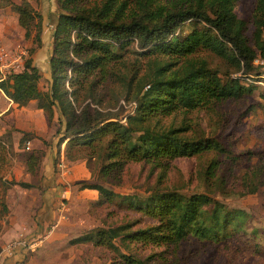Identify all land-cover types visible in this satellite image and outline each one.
<instances>
[{
	"label": "trees",
	"instance_id": "1",
	"mask_svg": "<svg viewBox=\"0 0 264 264\" xmlns=\"http://www.w3.org/2000/svg\"><path fill=\"white\" fill-rule=\"evenodd\" d=\"M32 1L40 0H20L19 3L0 0V4L16 12L25 38H31L40 47L43 17ZM84 1L55 0L59 11L51 30L46 91L38 87L40 71L31 56L24 61L22 70L5 79L0 77V91L18 106L36 100L37 107L46 112L48 119L53 117L54 109L57 110L61 124L57 131L61 132L56 143L58 155L64 142L66 151L73 146L94 148L103 143L106 163L100 171L105 177H117L129 164L139 163L165 172L173 160L209 151L236 161L238 156L246 155L249 160L250 151L236 152L232 140L187 137L183 135L185 127L155 129L146 122L150 117L178 110L191 111L212 102L241 99L253 91L252 85L238 77L223 81L206 59L195 54L200 50L209 51L243 75H251L249 71L256 69L254 60L264 57V0H255L249 22L235 13V0H192L170 9L160 5L149 9L147 0H139V11L128 14H124L125 1L115 6L117 0H104L98 7L90 8L81 5ZM188 21L199 26L187 34L175 35L181 24ZM249 26L252 27L250 33ZM134 41L141 50L140 55L153 58L148 60V72L139 77L133 113L127 115L123 123L115 114L103 113L89 102L79 108L80 103L93 96L98 85L113 75L112 66L121 61L124 50ZM32 52L34 49L29 54ZM134 77L126 79V99ZM33 165L27 167L32 169ZM216 169V161H211L204 175L213 179ZM252 169L257 170V166ZM257 174L258 170L255 178ZM18 184L31 186L25 182ZM242 187L245 193L256 190V185L247 178ZM80 188L95 190L102 202L117 200L125 208L153 220L139 228H134L135 222L108 226L69 242H91L109 250L113 255L110 264H168L165 251L170 246L189 235L217 240L225 228L217 204L213 212L206 211L211 197L205 193L186 196L166 189L153 190L141 197L116 193L101 183L82 182ZM134 243L159 249L156 255L163 261H152L150 256L143 258L129 252V246Z\"/></svg>",
	"mask_w": 264,
	"mask_h": 264
},
{
	"label": "rangeland",
	"instance_id": "2",
	"mask_svg": "<svg viewBox=\"0 0 264 264\" xmlns=\"http://www.w3.org/2000/svg\"><path fill=\"white\" fill-rule=\"evenodd\" d=\"M103 1L85 0L81 5L87 8L98 7ZM122 1H125L124 14L139 11V0H117L115 6ZM147 1L149 9L158 5L170 9L192 0ZM254 4L255 0H235L234 11L240 18L249 22ZM32 5L43 17L40 47H37L31 38H25L24 30L17 22L16 12L10 6L0 4V49L11 54L14 60L16 54L24 52L15 63L18 68L9 69L11 73L4 78L1 74L0 76L5 79L22 70L24 61L31 56L33 64L40 71L38 87L46 91L49 86L47 61L51 30L59 9L55 0H40L38 3L32 1ZM195 26L199 25L192 21L185 22L176 30L175 35L187 34ZM251 30L252 27L249 26V33ZM31 49H34V52L29 54ZM124 51L121 61L112 66L113 75L98 85L93 91V96L80 103L79 108L89 102L92 107H97L103 113L115 114L123 123L126 116L133 113V97L139 85V77L148 72L150 66L147 67V63L153 57L140 55L141 50L136 41ZM195 56L206 59L209 66L218 71L223 81L229 77H238L243 83L252 85L253 91L241 99L212 102L191 111L178 110L168 115L150 117L146 123L155 129L185 127L187 130L183 135L192 138L214 137L221 142L232 140L236 152L250 151L249 160L246 155L238 156L236 161L209 151L190 158L173 160L165 172L151 169L150 164L139 163L129 164L117 177H105L100 171L106 163L103 143L94 148L73 146L66 151L64 142L58 155L56 143L61 132L57 131L61 124L57 110L54 109L53 117L48 119L46 112L37 107L36 100H31L23 106L14 103L0 115V233L7 219L16 214L18 199L28 194L25 188L40 186L45 178L56 184L58 197L63 191H68V200L63 212L64 216L66 214V221L61 224L63 232L67 233L58 237L59 239L55 240L57 243L49 248H57V252L65 255L79 254L82 264H110V257L113 255L109 250L94 246L91 242H69L84 233L108 226L135 222L137 225L134 228H139L153 223V220L135 210L125 208V205L119 204L117 200L102 202L97 191L81 189L82 182L101 183L116 193L141 197L149 195L153 190H176L186 196L201 192L211 197V203L206 207L207 212H213L216 204L221 209L225 228L217 240L187 236L165 251L166 262L264 264V57H259L263 60L262 63L254 61L256 69L249 71L251 75H243L234 66L209 51L200 50ZM132 76L135 77L131 81V89L126 99V79ZM0 94V108H4L9 102L8 97L2 91ZM78 104L76 103V106ZM39 144H42V148ZM252 152L255 154H251ZM60 160L66 165L63 171L58 168ZM211 161H216L217 169L214 178L208 179L204 170ZM31 163L34 165L29 169L27 165ZM253 166H257L256 178L254 176L257 170L252 169ZM246 178L256 185L254 192L245 193L242 185ZM20 182L31 186L23 187L18 184ZM55 229L57 230V227H50L48 233L51 235ZM22 232L10 241L24 235ZM116 242L118 243V240ZM43 244L41 242L36 250ZM129 247V252L143 258L150 256L152 261H163L156 255L160 252L157 248L135 243ZM29 255H32V252Z\"/></svg>",
	"mask_w": 264,
	"mask_h": 264
},
{
	"label": "crops",
	"instance_id": "3",
	"mask_svg": "<svg viewBox=\"0 0 264 264\" xmlns=\"http://www.w3.org/2000/svg\"><path fill=\"white\" fill-rule=\"evenodd\" d=\"M7 99L9 102L4 108H0V115L14 104L12 100ZM39 146L42 148V144ZM57 188L56 184L45 178L40 186L33 185L25 188L28 194L18 199L16 214L7 219L0 233V249L4 243L16 237L21 231L26 241L32 242L39 239L44 244L36 252H32V255H29L31 252L27 249L20 248L14 257L5 259L3 264H82L79 254L65 255L57 252V248H49L57 243L55 240L59 239L58 237L65 236L67 233L63 232V226H61L66 221V214L64 216L65 211L59 208L60 196L58 197ZM50 227L52 229L57 227V230H52L51 235L48 233ZM64 229L66 231L65 227Z\"/></svg>",
	"mask_w": 264,
	"mask_h": 264
},
{
	"label": "built area",
	"instance_id": "4",
	"mask_svg": "<svg viewBox=\"0 0 264 264\" xmlns=\"http://www.w3.org/2000/svg\"><path fill=\"white\" fill-rule=\"evenodd\" d=\"M263 38H264V28H263ZM24 52H21L20 54H16V59L14 60L12 58V55L9 54L4 49H0V74L4 77H6L7 74H10L11 72L9 69H15L18 68V65L15 64L16 61L21 57V54ZM254 61L262 63L263 60L257 58ZM5 70H8V72H5ZM1 77V76H0ZM1 77V79H3ZM66 167L63 160H60L58 164V168L63 171ZM68 200V191H63L60 195V202H59V208L62 210H65L66 204ZM41 240H35L32 242H28L25 240L24 235L19 236V238H16L8 243H6L0 250V264H3V261L7 258H12L16 255V252L20 249H27L28 252H33L37 249L38 245L41 243Z\"/></svg>",
	"mask_w": 264,
	"mask_h": 264
}]
</instances>
